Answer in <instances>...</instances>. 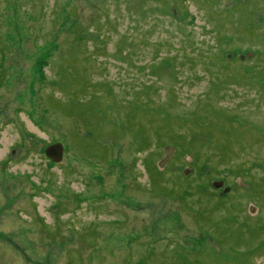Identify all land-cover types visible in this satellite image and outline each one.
Masks as SVG:
<instances>
[{
	"label": "rangeland",
	"instance_id": "1",
	"mask_svg": "<svg viewBox=\"0 0 264 264\" xmlns=\"http://www.w3.org/2000/svg\"><path fill=\"white\" fill-rule=\"evenodd\" d=\"M0 66V264H264V0H0Z\"/></svg>",
	"mask_w": 264,
	"mask_h": 264
},
{
	"label": "trees",
	"instance_id": "2",
	"mask_svg": "<svg viewBox=\"0 0 264 264\" xmlns=\"http://www.w3.org/2000/svg\"><path fill=\"white\" fill-rule=\"evenodd\" d=\"M233 55H236V54H233ZM236 57H237V55H236ZM1 69H2V67L0 66V73L3 72ZM1 80H2V76H0V81ZM77 101L78 102L75 104V107L80 105V104H82V105L87 104L84 101L82 102V100L79 98ZM98 112H100V111H98ZM90 122L91 121H88L89 126L91 125ZM143 134L140 135L141 140H140L139 148H138V151L142 152V153L147 152V151L149 152L153 145H155V147L156 146L160 147L161 146L160 144H163L165 141V138H163L160 134L159 135L157 134L156 139L154 141H152V139H150V137L147 136L146 134L145 135H143ZM84 139L85 138H83V140ZM167 146H172L176 150V155H179L180 153L185 151V147H182L181 144H178L177 137L175 138L174 136L171 138V140L168 139ZM224 149L226 151H228L227 148H224ZM186 153L189 154L192 158L191 165H192L193 172L191 175H189L187 177H182L181 181L183 183L189 184L192 181V179H190V177L196 176V174H199V175L202 174V177L201 178L197 177V179H198V181L199 180L201 181V179H207L208 180V182L206 181V184L203 185V187H202V188H204V191L209 192L210 190H212L214 194H211V195H214L215 197L218 198V201H219L218 204H220V203L223 204V202L225 201V198H227L228 195H226L223 192H218V190H216V188L212 185L215 180H219V179H217L213 176V170L210 169L211 168L210 165L204 164L202 166V165H200L199 160L196 157H194L195 155L192 152H190V150H186ZM149 155H151V154L150 153L147 154V156H149ZM183 168H185V165H183L179 168L180 171H182ZM145 170L147 171L148 177H149L150 181L152 182V184H157L158 186H160L159 182H161L165 178L166 173L164 171L163 172L160 171L158 169V167L155 166V162H153V161L152 162L150 161V164L147 167H145ZM218 174L224 175L225 178H221V177L220 178H221L222 182H225L227 184V178H228V176L233 174V171L227 170V171L220 172ZM197 179H195V182H197ZM189 189H191V187H189ZM181 198L184 199L183 196H180V199ZM182 201L184 202L185 199Z\"/></svg>",
	"mask_w": 264,
	"mask_h": 264
},
{
	"label": "water",
	"instance_id": "3",
	"mask_svg": "<svg viewBox=\"0 0 264 264\" xmlns=\"http://www.w3.org/2000/svg\"><path fill=\"white\" fill-rule=\"evenodd\" d=\"M171 150H173V148L168 147L166 149V155H169ZM64 152L65 149L63 144L61 143L52 144L45 150L46 157L51 160L54 164H60L63 161ZM163 162H165V160ZM163 164L164 163H162V165Z\"/></svg>",
	"mask_w": 264,
	"mask_h": 264
}]
</instances>
